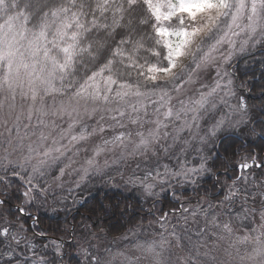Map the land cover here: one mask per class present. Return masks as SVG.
<instances>
[{"label": "snow or ice", "instance_id": "1", "mask_svg": "<svg viewBox=\"0 0 264 264\" xmlns=\"http://www.w3.org/2000/svg\"><path fill=\"white\" fill-rule=\"evenodd\" d=\"M257 46L259 76L233 68L237 52ZM213 68L206 91L180 98ZM0 91L10 100L0 118V264H216L222 242L241 264H264V0H0ZM17 96L30 101L26 114ZM21 116L37 140L13 159ZM65 116L67 127L57 123ZM95 178L149 204L148 215L171 202L156 219L160 240H137L135 259L104 245L119 202L88 207L73 195ZM80 208L87 215L70 225Z\"/></svg>", "mask_w": 264, "mask_h": 264}, {"label": "rangeland", "instance_id": "2", "mask_svg": "<svg viewBox=\"0 0 264 264\" xmlns=\"http://www.w3.org/2000/svg\"><path fill=\"white\" fill-rule=\"evenodd\" d=\"M256 49H252L250 52H245V53H239L237 52L236 55L233 58L232 63L241 55H249L251 52H254ZM227 67V66H225ZM216 73L215 69H209L207 72H201L199 76L197 77L195 74L193 75V83L186 85L185 91L180 94V98L182 99H187L189 96L198 98V90L201 91H206L207 89L202 88V85L208 84L211 85L215 79ZM176 93H173V96H176ZM7 96L6 91H0V101H4V109L0 111V118L3 117L4 113L8 111L7 105L10 103V100H5V97ZM62 98L60 96H56L55 98L49 96L45 98V104L49 108H56L59 106L60 100ZM23 103V112L26 114L27 109H28V104L30 101H21L20 97L17 96L16 99V112L20 113L21 112V104ZM173 103H176V100H173ZM67 122H68V117L65 116L63 120H57L58 124H61L63 127H67ZM35 123V120H33V124ZM13 122L9 121V127H12ZM28 124V121L24 118V116H21V121H20V139L19 141L17 138L13 137V146L16 143H22L23 147L18 148L15 151L12 152L13 159L19 158L22 153L26 154L27 152V145L29 143H33V146H35L34 142L37 140V137L34 135H31V132L33 129L31 127L25 128V125ZM28 133L27 135L25 133ZM7 135L5 132V129L3 125H0V153H3L4 151V144L2 143L4 140V137ZM9 151H12V148H9ZM83 155V154H82ZM113 154H108V158L111 160ZM100 162L103 163V157L100 158ZM133 163V162H129ZM134 166V163H133ZM74 167H78V165H74ZM115 166H112L114 168ZM109 168V169H112ZM108 169V170H109ZM124 171L126 172L127 169L123 168ZM70 171V170H69ZM76 175H66L63 179L65 182V187H74L73 181L76 179ZM146 211H149V207L146 206ZM152 211V209H151ZM31 224V223H30ZM27 227V225H26ZM190 227L195 228V225L190 224ZM169 231H171V224L169 225ZM163 230L160 228L159 224L156 221H148L145 224H143L142 227H140V231L136 233L135 236L129 234L127 240L121 239L119 243L112 242L114 245H111L109 243H106V247H111L113 249V252H116L117 250L125 252L128 256L132 257L135 259L136 257L140 256L141 254L135 249L134 244L137 240L139 241H152L160 240V234ZM238 234H244V231L238 230ZM164 235H167V233H164ZM169 240H172L171 237H169ZM173 246L170 248L171 251L176 252L177 254L183 256L185 253L181 252L179 248L174 247V241L172 242ZM211 247V244H210ZM224 247H226V242H222L221 246L219 248H216L213 250V255L217 258L216 259V264H241V261L239 259V256H236L234 253L231 257H229L225 252H224ZM250 247V246H249ZM166 249H169V246H165ZM206 249H201V251H205ZM241 252H243V246H241ZM164 256L167 258L168 256V251L166 250L164 252ZM123 258L120 256L116 257V260L114 261V264H122ZM139 264H149V260L147 259H141Z\"/></svg>", "mask_w": 264, "mask_h": 264}, {"label": "trees", "instance_id": "3", "mask_svg": "<svg viewBox=\"0 0 264 264\" xmlns=\"http://www.w3.org/2000/svg\"><path fill=\"white\" fill-rule=\"evenodd\" d=\"M259 48L260 46H257L256 50L254 51L256 53L255 59H253L252 54L241 55L232 63L233 67L237 70H242L246 66L250 68H256L257 76H259V66L256 63V61L261 58ZM243 58H245V60H243L240 65L237 64L238 61L242 60ZM255 102L259 103L258 100ZM111 170L112 169H109V171ZM121 170L124 171L123 167L121 168ZM113 175H115V172H113ZM228 175L230 176L231 173H228ZM116 180L119 181V176H116ZM100 188H102V191L98 196H96V190ZM73 195L76 197V199H80V197L83 196L84 200L87 202L88 207L94 205L99 200L104 199L105 196L110 199L114 204L119 202V208L109 213L107 222L105 224V228L110 230L111 234L109 235L108 239L104 241V245L106 243H109L110 246L114 245L112 242H115L116 244L121 242L120 237L123 233L127 232L128 228H131L133 226L142 227L143 224L148 221H156L157 217L160 216L161 212L171 211V202L169 198L165 197L161 199L159 203L156 204L155 208H152V215H148V212L145 208L146 206L149 207V204L143 202L137 203L130 191L122 192V189L104 186L103 183L99 181V178H95L93 184L90 185L89 188L83 191L82 193L74 192ZM93 196H96L95 200L93 199ZM125 197H127V199ZM69 203H71V201H69ZM125 206H128V210L125 214L122 215L121 213L124 212ZM141 207H143V211L141 210ZM40 215L44 221L41 226L47 227L51 221L46 217L43 211L40 213ZM72 215L76 216V222L78 223L80 220V216L87 215V212L85 208H80L79 213H77L74 209L73 212L69 214L70 225L73 223L71 219ZM129 220L132 221L131 224L128 223ZM30 223V220H26L25 222L27 226L30 225ZM174 223H176V221L173 218L171 219L170 224ZM240 231L243 230L241 229ZM68 239H70V237H68ZM210 244L211 243H209V246ZM73 264H75L74 261Z\"/></svg>", "mask_w": 264, "mask_h": 264}]
</instances>
